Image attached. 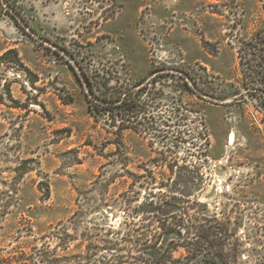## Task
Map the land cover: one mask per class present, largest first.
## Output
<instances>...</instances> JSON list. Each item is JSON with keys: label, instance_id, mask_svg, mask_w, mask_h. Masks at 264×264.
Segmentation results:
<instances>
[{"label": "rangeland", "instance_id": "1", "mask_svg": "<svg viewBox=\"0 0 264 264\" xmlns=\"http://www.w3.org/2000/svg\"><path fill=\"white\" fill-rule=\"evenodd\" d=\"M263 30L264 0H0V250L264 264Z\"/></svg>", "mask_w": 264, "mask_h": 264}, {"label": "trees", "instance_id": "2", "mask_svg": "<svg viewBox=\"0 0 264 264\" xmlns=\"http://www.w3.org/2000/svg\"><path fill=\"white\" fill-rule=\"evenodd\" d=\"M254 41H255V48L257 49L258 45H264V30H263V33L262 32H259L257 33V35L255 36L254 38ZM263 52V50L261 51ZM242 54V52H240ZM242 58V56H241ZM243 59V58H242ZM86 76V74H85ZM87 80L89 79L88 76L86 78ZM89 81V80H88ZM92 87V86H91ZM91 94L97 98V99H101V100H104L106 102L109 103V105H113L112 107V110L110 109H107L109 111H112V112H115L117 117H121V108L123 106H121L123 103H125L126 105H128V108L129 110L132 111V109L135 107V102H128L129 104H127V98H123V91H118V92H114L112 94H109V95H101L100 93H96L93 91V89H91ZM91 111H94L92 110L91 108ZM159 243L158 244H154V245H150V246H147L146 249L147 251H153L154 248L158 247ZM180 247H182L181 244H176V249H179ZM187 251L188 253L190 252L191 253V250H193V248H191V250H189L188 248H186L185 246H183ZM153 248V249H152ZM145 249V247H144ZM175 247L174 248H171L168 250V253L170 254V257H168L166 259L165 256L161 257V258H158L157 256V253L155 252H150L148 253V258H141L139 259V264H168L170 261H177L179 262L180 259H176L174 260L175 258H173V251H176ZM143 250V249H142ZM87 251H89L90 253V250L87 249ZM159 252V250L157 251ZM49 254L47 255V252H44L43 250H40V249H37V253H33L32 255L29 254L26 250H23L22 248H13L11 251H8L7 249H2L0 250V264H39L40 262H43V260H46V261H53V259L57 258V251H52V252H48ZM88 253V254H89ZM35 256V257H34ZM46 256H49L46 257ZM61 257L58 256L57 259H60ZM65 258H73V260H75V264H82V261L80 258H83V261L86 260L88 261L89 258H86L84 259V257L82 256V254H78V255H71L69 257H65ZM78 259V260H77Z\"/></svg>", "mask_w": 264, "mask_h": 264}, {"label": "bare ground", "instance_id": "3", "mask_svg": "<svg viewBox=\"0 0 264 264\" xmlns=\"http://www.w3.org/2000/svg\"><path fill=\"white\" fill-rule=\"evenodd\" d=\"M234 136H235V134L233 133V134H231V139H230V141H231V144L230 145H232V143H233V141H234Z\"/></svg>", "mask_w": 264, "mask_h": 264}]
</instances>
